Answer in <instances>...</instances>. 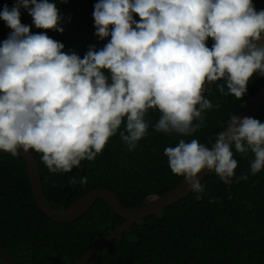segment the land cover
<instances>
[{"label":"clouds","instance_id":"obj_1","mask_svg":"<svg viewBox=\"0 0 264 264\" xmlns=\"http://www.w3.org/2000/svg\"><path fill=\"white\" fill-rule=\"evenodd\" d=\"M21 8L35 28L64 31L60 9L49 0H15L0 10L11 30L0 42V152L35 151L49 173L93 161L117 132L133 151L148 133L150 110L159 113L155 131L191 136L204 113L220 107L204 96L210 85L242 98L254 74L264 77V9L257 11L253 0H98L94 34L110 39L100 49L90 45L83 58L46 31L32 33L21 23ZM233 147L251 153L250 174L259 173L264 123L233 114L210 147L180 139L164 155L171 173L202 194L204 171L233 182Z\"/></svg>","mask_w":264,"mask_h":264},{"label":"trees","instance_id":"obj_2","mask_svg":"<svg viewBox=\"0 0 264 264\" xmlns=\"http://www.w3.org/2000/svg\"><path fill=\"white\" fill-rule=\"evenodd\" d=\"M49 2L60 9L64 31L35 28L31 16L21 8V23L31 26L32 33L46 31L64 44L65 52L75 51L81 58L90 45L100 49L110 39L99 40L94 34L92 13L96 0ZM14 3L10 0L8 8ZM253 4L257 11L264 9V0H253ZM134 19L139 21L138 16ZM10 31L0 20V42ZM211 44L209 38L207 46ZM263 83L264 77L254 74L242 98L222 95L215 84L210 85L204 96L220 107L205 112L203 126L191 136L155 131L159 113L150 110L145 117L148 133L133 151H128L117 132L93 161H81L68 173H49L40 154L30 150L39 162L46 201L61 212L96 187L114 192L126 208L162 195L183 179L171 173L164 149L174 147L180 139H197L210 147L231 115L237 114ZM253 118L264 123V104ZM233 153L238 166L231 185L209 172L201 182L202 194L191 191L165 210L136 222L86 264H264V169L251 175L252 154L242 156L234 147ZM243 174H248L247 179H240ZM71 177L76 178V184L69 183ZM84 177L87 182L81 184ZM122 222L123 218L102 199L71 222L50 220L33 199L24 160L18 155H0V248L8 251L17 264H74ZM0 264H4L1 259Z\"/></svg>","mask_w":264,"mask_h":264},{"label":"water","instance_id":"obj_3","mask_svg":"<svg viewBox=\"0 0 264 264\" xmlns=\"http://www.w3.org/2000/svg\"><path fill=\"white\" fill-rule=\"evenodd\" d=\"M9 1L10 0H4L0 5V10H2L3 7L9 3ZM96 2H98V0H96ZM260 45H264V40L260 42ZM208 47H211V45ZM263 104L264 83L243 103L240 110L237 112V115L239 117H253ZM1 154L8 153L0 152V155ZM18 156L24 160L33 199L42 213L50 220L56 223L71 222L86 213L98 199H102L114 214L123 218V222L120 225L109 231L89 250H87L74 264H86L92 257L107 246L110 241L118 237L136 222L146 218L147 216L157 214L165 210L167 207L180 201L191 192L182 179L176 186L162 195H159L138 207L126 208L119 201L114 192L107 188L96 187L77 198L60 212L53 209L45 199L42 189L39 162L34 158L31 151L24 153L23 150H19ZM208 173L207 171H204L200 174L201 182L205 179ZM0 259L3 260L4 264H17L14 257L2 248H0Z\"/></svg>","mask_w":264,"mask_h":264}]
</instances>
